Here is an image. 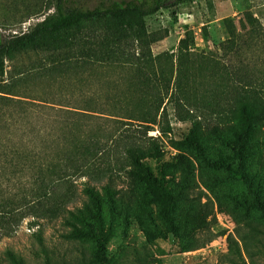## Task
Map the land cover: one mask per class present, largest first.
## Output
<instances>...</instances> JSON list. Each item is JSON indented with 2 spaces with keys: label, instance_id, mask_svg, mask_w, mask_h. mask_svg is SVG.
<instances>
[{
  "label": "rangeland",
  "instance_id": "1",
  "mask_svg": "<svg viewBox=\"0 0 264 264\" xmlns=\"http://www.w3.org/2000/svg\"><path fill=\"white\" fill-rule=\"evenodd\" d=\"M70 1L86 9L97 2ZM46 7V0H0V39L33 28L52 12ZM143 24L146 32L166 34L150 45L152 55L175 54L177 41L185 31L192 32L193 52L207 57L190 86L197 99L204 102L213 92L216 71L211 60H216L229 71H239L238 76H250L256 84L257 100L252 106L238 107L235 113L210 118L215 130L201 128L195 136L190 133V123L180 120L181 111L164 100L163 112L162 108L159 111L162 119L158 116L159 124L142 137L155 140L159 149L157 158L142 161L156 185L141 182L130 175L129 168L113 167L116 154L111 150L107 155L113 168L109 182L98 176L72 177L70 185L66 184L73 194L66 209L73 217L66 222L60 216L52 220L24 218L14 227L10 223L11 232L0 238V264H9L6 251L21 264H97L94 242L81 237L86 223L97 230L92 214L83 208L84 203L89 204V210L96 207L82 193L87 185L98 193L110 264H264V215L253 205L251 193L255 190L264 204V0H182L143 18ZM44 56L28 54L5 61L3 80L45 64ZM131 73L127 68L108 67L70 82L53 83L43 78L27 83L18 89L16 98L27 102L30 116L17 123L7 118L0 124H6L14 142L25 140L26 144L33 141L38 145L32 129L42 128L46 162H53L57 152L68 147L71 134L107 136L119 125L115 120L127 116L124 110L131 109L129 103L134 99L126 93ZM87 99L101 105L104 114L71 115L59 110L61 106L80 108ZM39 103L48 107L39 109ZM164 126L169 131L162 134ZM243 130H247L246 147L236 154L231 144ZM4 138L0 133V146ZM107 161L97 166L104 167ZM0 168L2 202L10 191L21 194V185L29 186L28 178L37 165L27 162L15 169ZM105 185L110 187L108 193L100 189ZM81 215L80 222L76 218Z\"/></svg>",
  "mask_w": 264,
  "mask_h": 264
},
{
  "label": "trees",
  "instance_id": "2",
  "mask_svg": "<svg viewBox=\"0 0 264 264\" xmlns=\"http://www.w3.org/2000/svg\"><path fill=\"white\" fill-rule=\"evenodd\" d=\"M46 1V11L52 9V12L47 13L33 28L11 35L8 39H0V122L10 118L13 123H17L25 119L26 115L30 116L26 112L27 102L16 98L19 97L18 89L23 86L25 88L27 83H35L43 78L53 83L70 82L98 68L119 67L130 70L132 73L126 93L134 99L129 103L131 109L124 110L127 116L115 120L119 125L107 136L92 137L89 133L79 137L71 134L65 151L57 152L52 158L53 162L49 163L46 162L48 160L43 149L42 128L32 129L39 144L33 141L26 144L25 140L14 142L6 124H0V133L5 137L0 146V166L15 169L27 162L37 165L28 178L29 186L21 185V194L10 191L0 202V238L7 236L24 218L52 220L60 216L61 221L66 222L68 217H73V212L66 209V204L73 197L68 191L69 179H93L98 176L109 182L113 168L107 161V155L111 150L116 154L113 167L119 165L121 168H129L130 175L141 182L156 185V179L142 161L145 158H157L159 149L155 140L147 138L145 141L142 137H145L151 126L159 124L158 116L162 119L159 111L164 100H169L176 111H181L183 115L180 120L190 123L193 136L201 128L214 131L215 117L235 113L238 107L252 106L257 100L256 84L250 76H238L239 71H229L216 60H211L216 71L213 92L204 102L195 97L196 93L190 90V86L195 81L196 71H202L203 59L207 57L202 52H193L191 47L194 38L190 31H185L177 41L175 54H151L150 45L166 34L156 36L153 32H146L143 18L160 9L174 7L182 0H97L91 9L73 6L70 0ZM248 24L250 31L256 34L253 24ZM229 47L224 46V49ZM28 54L45 55L46 63L36 68H25L16 76L11 75L8 80H3L4 62ZM233 75L236 76L235 80ZM43 104H36V107H48ZM79 107L69 109L68 106H61L59 110L64 114L90 116L104 114L102 112L105 111L101 110V105L95 106L90 99ZM208 116L209 119L205 120ZM203 120L206 122L202 125ZM67 130L72 131L70 128ZM168 131V126L160 128L162 134ZM246 134L247 130H243L231 144L236 154L244 151ZM105 161L104 167L97 166L98 162ZM100 189L104 193L110 191L109 185L101 186ZM82 193L96 206L95 210H89V204H83V208L95 219L97 230L94 232L92 226L86 223V230L81 237L94 242L95 263L110 264L105 255L107 233L103 232L97 203L98 193L88 185L84 186ZM251 193L253 205L264 215V204L259 200L257 192L251 190ZM83 218L81 215L76 219L81 222ZM5 255L9 264H21L11 252L6 251Z\"/></svg>",
  "mask_w": 264,
  "mask_h": 264
}]
</instances>
